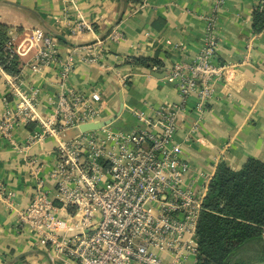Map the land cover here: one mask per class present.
Wrapping results in <instances>:
<instances>
[{
	"label": "crops",
	"instance_id": "1",
	"mask_svg": "<svg viewBox=\"0 0 264 264\" xmlns=\"http://www.w3.org/2000/svg\"><path fill=\"white\" fill-rule=\"evenodd\" d=\"M261 1L0 0V24L9 28L20 68L19 75L11 76L0 67V121L20 102L21 94L35 100L34 110L46 122L66 88L100 93L103 112L97 122L112 120L110 127L124 133L139 126L133 110L152 115L163 105H184L176 140L195 170L211 179L222 163L232 170H240L251 158L264 163V32L256 36L252 28V15ZM211 14L217 22V59L233 67L234 74L228 82L215 84L214 98L200 112L195 98L183 103L165 74L175 63L191 61L204 47V18ZM34 29L56 38L60 54L73 58L67 81H59L56 68L31 69L37 52L31 40ZM113 32L123 39L111 41ZM90 54L97 56L96 63L85 61ZM138 58L159 65L149 69L137 65ZM16 122L11 141L0 130V185L14 195L9 208L0 194V264H60L52 263L48 249L20 227L19 214L34 194L30 162L37 161L39 176L54 197L50 174L57 146L81 133L80 127L37 140L43 132L41 122Z\"/></svg>",
	"mask_w": 264,
	"mask_h": 264
},
{
	"label": "built area",
	"instance_id": "2",
	"mask_svg": "<svg viewBox=\"0 0 264 264\" xmlns=\"http://www.w3.org/2000/svg\"><path fill=\"white\" fill-rule=\"evenodd\" d=\"M204 22V47L191 61L177 62L165 74L183 103L195 98L200 112L214 98L215 84L228 82L234 74L233 67L217 59L216 19L211 14ZM109 38L123 39L120 32ZM31 40L37 48L33 72L53 67L59 81H67L75 62L60 54L57 39L34 29ZM7 50L15 56L11 42ZM95 56L82 59L96 63ZM13 89H18L17 83ZM18 95L20 102L0 121L9 141L17 118L41 122L43 132L36 139L42 140L100 121L103 112L100 93L66 88L58 96L54 116L43 122L34 110L35 100ZM183 109L184 105H163L152 115L133 110L139 126L130 133L106 126L61 141L50 174L54 197L39 176L37 161L30 162L34 194L19 214L20 227L48 249L52 263L198 264L197 225L210 178L184 159L176 140ZM0 194L13 208L14 195L2 185Z\"/></svg>",
	"mask_w": 264,
	"mask_h": 264
},
{
	"label": "trees",
	"instance_id": "3",
	"mask_svg": "<svg viewBox=\"0 0 264 264\" xmlns=\"http://www.w3.org/2000/svg\"><path fill=\"white\" fill-rule=\"evenodd\" d=\"M252 28L256 36L264 32V0L253 12ZM8 32L0 24V67L17 76L19 61L7 50ZM135 63L149 69L159 65L143 58ZM197 240L198 264H264V163L251 158L240 170L217 166L208 183Z\"/></svg>",
	"mask_w": 264,
	"mask_h": 264
},
{
	"label": "water",
	"instance_id": "4",
	"mask_svg": "<svg viewBox=\"0 0 264 264\" xmlns=\"http://www.w3.org/2000/svg\"><path fill=\"white\" fill-rule=\"evenodd\" d=\"M156 76H160V74H156ZM121 114V112H120ZM119 114V115H120ZM112 123V120L110 121H106V122H93V123H88V124H84L81 125L79 130L81 133H87V132H93V131H99L102 128L106 127V126H110Z\"/></svg>",
	"mask_w": 264,
	"mask_h": 264
}]
</instances>
